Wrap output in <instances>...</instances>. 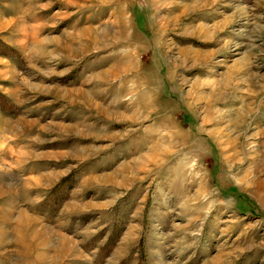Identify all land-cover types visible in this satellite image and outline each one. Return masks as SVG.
<instances>
[{
  "label": "rangeland",
  "instance_id": "374dc122",
  "mask_svg": "<svg viewBox=\"0 0 264 264\" xmlns=\"http://www.w3.org/2000/svg\"><path fill=\"white\" fill-rule=\"evenodd\" d=\"M0 264H264V0H0Z\"/></svg>",
  "mask_w": 264,
  "mask_h": 264
}]
</instances>
